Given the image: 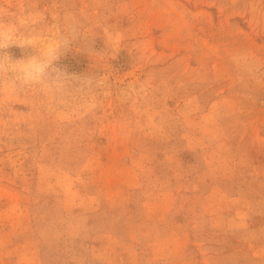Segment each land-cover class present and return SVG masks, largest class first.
Segmentation results:
<instances>
[{
	"label": "rangeland",
	"instance_id": "rangeland-1",
	"mask_svg": "<svg viewBox=\"0 0 264 264\" xmlns=\"http://www.w3.org/2000/svg\"><path fill=\"white\" fill-rule=\"evenodd\" d=\"M7 2L97 84L0 99V264H264V0Z\"/></svg>",
	"mask_w": 264,
	"mask_h": 264
},
{
	"label": "clouds",
	"instance_id": "clouds-1",
	"mask_svg": "<svg viewBox=\"0 0 264 264\" xmlns=\"http://www.w3.org/2000/svg\"><path fill=\"white\" fill-rule=\"evenodd\" d=\"M83 40L82 24L70 10L39 9L0 3V99L39 94L50 104L70 90L94 87V74L77 75L61 66V58ZM12 48L21 50L16 56ZM94 51L90 45L85 52Z\"/></svg>",
	"mask_w": 264,
	"mask_h": 264
}]
</instances>
